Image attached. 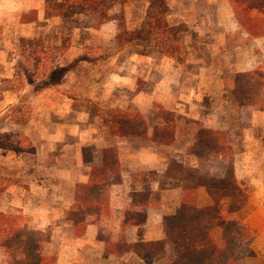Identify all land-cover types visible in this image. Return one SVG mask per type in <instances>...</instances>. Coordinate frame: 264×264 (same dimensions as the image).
Here are the masks:
<instances>
[{"label": "rangeland", "instance_id": "obj_1", "mask_svg": "<svg viewBox=\"0 0 264 264\" xmlns=\"http://www.w3.org/2000/svg\"><path fill=\"white\" fill-rule=\"evenodd\" d=\"M44 1L0 0V213L44 231L50 239L39 255L56 264H169L107 246L165 240L156 214L175 215L183 196L166 177L170 164L223 173L220 161L193 155L194 134L232 132L235 174L248 196L237 217L256 252L242 264H264V95L260 109L233 96L237 74L264 78V37L239 27L228 0H165L167 27L148 18L149 0H120L104 23L90 14L50 18ZM121 14L133 38L125 44ZM115 111L141 113L148 135L113 137L107 120ZM159 125L175 127L173 145L153 141ZM107 148L120 155L122 183L87 217L96 235H86L89 226L80 235L67 215L82 184L80 158ZM199 202L210 204L205 192ZM0 264H14L1 245Z\"/></svg>", "mask_w": 264, "mask_h": 264}, {"label": "trees", "instance_id": "obj_2", "mask_svg": "<svg viewBox=\"0 0 264 264\" xmlns=\"http://www.w3.org/2000/svg\"><path fill=\"white\" fill-rule=\"evenodd\" d=\"M149 1L148 18L167 27L163 19L168 10L166 1ZM228 2L239 27L251 39L264 37V0ZM119 3L120 0H45L44 11L50 18L65 19L90 14L104 23L112 18V12ZM120 20L119 37L125 44L133 38L128 37L123 14ZM233 86V96L239 105L263 107L264 78L258 71L237 74ZM107 125L114 137H145L149 132L141 113L130 116L126 112L115 111ZM247 127L242 126L241 130ZM175 133L173 126H156L153 141L171 146L176 140ZM236 140L237 136L232 132L198 128L191 150L193 155L201 160L220 161L223 173L207 174L188 168L179 160L172 161L166 177L180 184L183 196L178 212L163 219L166 239L136 245L125 241L111 243L107 246L108 252L122 255L135 251L146 257H168L169 264H242L245 259L255 257L251 232L237 217L247 205L248 196L235 174ZM83 160L91 169L90 180L78 186L75 204L67 214L80 235L88 226L87 217L99 215L100 209L106 208L102 203L105 193L122 183L121 164L115 148L98 152L86 150ZM201 192H205L210 204L200 205ZM49 239L44 231L28 228L20 215L0 213V245L14 264H56V256L39 255L41 247Z\"/></svg>", "mask_w": 264, "mask_h": 264}, {"label": "crops", "instance_id": "obj_3", "mask_svg": "<svg viewBox=\"0 0 264 264\" xmlns=\"http://www.w3.org/2000/svg\"><path fill=\"white\" fill-rule=\"evenodd\" d=\"M113 136V135H112ZM114 137V136H113ZM116 138H120V137H116ZM120 156V155H119ZM80 161H81V168H82V170H83V175L82 176H80V178L78 179V182L79 183H82V184H86V183H88L89 182V180H90V174H91V169L88 167V166H85L84 165V160H83V155L81 156V158H80ZM120 163H121V158H120ZM144 163V165H145V163H147V162H143ZM122 164V163H121ZM74 197H73V200H72V202H71V204H70V207H69V209L74 205ZM153 212H155L154 210H153ZM153 212H152V210H150L149 211V214H148V219L146 220V223H150V221H151V219H150V217L153 215ZM150 215V216H149ZM156 218H158V221L156 220V223H158L159 221H160V223H162L163 222V219H164V217L166 216L165 214H160V217H159V214L157 213L156 214ZM159 218H160V220H159ZM89 227H88V231H87V236H89V234L91 235L92 234V237H94L95 235H96V232H95V226H93V225H88ZM158 239H161V238H156V240H158ZM155 240V239H154ZM143 241H153V239H147V238H141L140 239V242H143Z\"/></svg>", "mask_w": 264, "mask_h": 264}]
</instances>
